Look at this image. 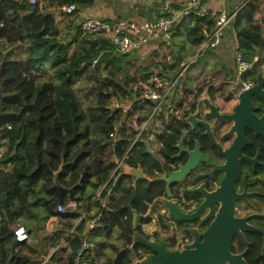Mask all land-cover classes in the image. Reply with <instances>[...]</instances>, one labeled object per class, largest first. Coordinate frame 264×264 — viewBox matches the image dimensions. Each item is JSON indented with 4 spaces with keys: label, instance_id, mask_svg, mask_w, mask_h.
<instances>
[{
    "label": "trees",
    "instance_id": "obj_1",
    "mask_svg": "<svg viewBox=\"0 0 264 264\" xmlns=\"http://www.w3.org/2000/svg\"><path fill=\"white\" fill-rule=\"evenodd\" d=\"M44 1L0 0V40L10 45L5 52L0 50V264H72L83 239L89 243L85 254L89 264H97L109 243L91 245L87 235H110L117 226L125 246L115 247V255L104 264H130V250L138 259L150 251L139 244L128 247L133 224L149 222L148 208L163 190L146 180L133 186L129 175L113 174L149 109L145 111L134 101L123 111L111 107L110 102L113 98L121 102L130 99L132 86L146 80L153 66L161 64L176 73L181 67L180 53L176 55L167 40L164 45L169 56L156 49L145 63L138 49L121 51L102 35L82 37L80 7L94 0H49L58 5L74 2L76 7L69 12L55 11ZM217 14L208 9L200 14L189 8L173 27L171 37L183 31L196 49ZM232 27L235 50L255 66L263 63L264 0H246L232 17ZM96 38L104 43L96 46ZM254 55L259 57L257 61H253ZM221 77L201 72L191 85L179 81L171 111L160 112L150 124L163 146L171 147L184 116ZM119 120L121 129L112 139L109 132ZM142 147L140 141L132 146L136 151L128 162L138 161L149 168L156 163L139 151ZM55 173L60 185L74 186L75 194L80 195L73 201L75 206L64 211L57 205L72 200L55 184ZM102 198H106L104 204ZM79 207L86 214L75 225L82 214ZM98 212L97 225L85 233V218ZM38 215L47 218L49 226L56 223L49 245L57 247L46 260L43 249L18 240L14 233L17 225L26 226V219ZM252 249L248 258L255 256Z\"/></svg>",
    "mask_w": 264,
    "mask_h": 264
},
{
    "label": "flooded vegetation",
    "instance_id": "obj_2",
    "mask_svg": "<svg viewBox=\"0 0 264 264\" xmlns=\"http://www.w3.org/2000/svg\"><path fill=\"white\" fill-rule=\"evenodd\" d=\"M255 67L258 69L256 75L258 72L264 75L263 63L258 66L252 64L249 71L252 73ZM213 74H220L222 77L198 97L194 109L184 116L171 147L163 146V141L157 139L155 133L151 139L149 134L143 137L140 135L133 143L135 145L140 141L143 147L139 151L156 164L149 168L142 167L138 161L129 164L128 157L132 151H136L131 149L132 145L120 158L117 168V176L129 175L133 185L134 176L125 173L124 168L139 166L143 177L136 184L146 180L163 190L162 195L155 197L149 206L148 212L154 215V228L147 234L151 237L165 235L167 246L172 249L181 248L193 240V234L188 229L202 232L209 225L222 203V199L213 193L221 186L225 176L227 179L232 177L231 187L235 194L233 215L244 218L250 226L264 231V136L243 125L237 139L239 122L226 118L233 113L239 101V93L256 84V75L248 87L239 89L233 60L230 65L217 68ZM261 89L264 93V81ZM205 97L215 106L216 112L212 110V113L217 114L214 116L206 114L210 109L204 107L202 99ZM194 113L197 122L192 124L186 117ZM243 115L253 126L255 120L264 123V95H252L248 111L244 109ZM169 130L170 128L167 131ZM233 144L240 146L235 147ZM139 147L140 145L136 146L137 149ZM174 155L176 156L172 158ZM189 159L190 165L185 172L177 176L171 174L172 171L183 168ZM163 197L175 202L183 212L193 216L186 220L168 216L160 202ZM203 202L204 209L197 212ZM240 231L245 238L238 231H233L231 251L238 253L246 249L243 258L247 264H264V233L255 229ZM250 248L255 251L252 258L247 256Z\"/></svg>",
    "mask_w": 264,
    "mask_h": 264
},
{
    "label": "built area",
    "instance_id": "obj_3",
    "mask_svg": "<svg viewBox=\"0 0 264 264\" xmlns=\"http://www.w3.org/2000/svg\"><path fill=\"white\" fill-rule=\"evenodd\" d=\"M34 2L36 0H30ZM236 7L232 12L228 13L225 10L219 11L216 17V21L210 31H204V38L199 44L196 52L189 59V63L184 64L180 71H177L175 75L168 78L170 73L161 64L152 67V71L149 73L148 77L144 81H140L132 86L131 98L128 100H122L118 98H113L110 102L111 107H122V109H127L136 101L138 104L147 111V118L140 124L138 131L134 135L130 145L132 146L135 140L143 133L147 126L152 123L154 119L160 112L166 109L171 110L175 99L177 98L175 94V89L179 84L181 75L187 66L194 60L203 47L205 46H215L221 41V34L225 26L229 23L230 19L234 16L236 10L245 2ZM45 4L48 7L54 8L59 11L69 12L75 9L76 4L74 2L64 3L58 5L56 1L46 0ZM189 8L197 9V12L204 14L207 11L205 0H188L185 9H179L168 15H159L152 19H118L116 21H111L105 19L101 16H92L83 18L80 22V28L82 30V35L86 38L102 35L108 38L109 42L115 45L121 51L136 50L143 46L150 39L152 35L157 33H167L170 26L178 21L180 16L187 12ZM258 56L254 55L253 61L258 60ZM252 64L250 61L245 59L240 53L236 51L235 54V79L239 81V89H243L249 86L251 81L257 72V67L254 68L252 73H249L247 77H243L246 72L251 69ZM258 66V65H257ZM180 69V68H179ZM121 103V104H120ZM157 119V118H156ZM122 126V120L115 121L113 129L109 132V136L112 139L118 135L119 130ZM149 134V132H147ZM2 149H0V154ZM120 164V159L116 162V167ZM73 204V201L70 202ZM57 209L64 211L67 209V205L59 203ZM100 219V213L98 212L93 217L87 219V224L90 228L97 225ZM152 220H154V215ZM150 232V231H149ZM15 237L18 240H27L29 234L24 225L19 224L14 229ZM89 243L83 239L80 245L75 250L72 257V264H89L86 258V249Z\"/></svg>",
    "mask_w": 264,
    "mask_h": 264
},
{
    "label": "water",
    "instance_id": "obj_4",
    "mask_svg": "<svg viewBox=\"0 0 264 264\" xmlns=\"http://www.w3.org/2000/svg\"><path fill=\"white\" fill-rule=\"evenodd\" d=\"M235 54L236 50L232 54L233 66H235ZM263 81L264 75L261 72H258L256 75V84L239 93V101L235 105L233 113L226 117L234 119L236 123L239 122L237 139L239 138L238 136L241 133L243 125H245L244 127H248L264 136V123L260 120H255V126H253L246 120V116L243 115L244 109H247L248 111L252 95L259 97L264 95L263 90L261 89ZM202 102L204 103V107L211 110L207 111L206 114L212 116L217 114L212 113V110L215 111V106L209 102L208 98H203ZM195 118L196 113L190 114L186 117V120L189 122L191 121V123L194 124L197 122ZM233 146L239 147L240 145L233 144ZM175 156L176 155L172 156V158ZM189 165L190 159L183 168L174 170L171 174L177 176L178 174L185 172L186 167ZM117 168L118 167L115 168L116 171ZM124 170L125 173L134 176L132 182L133 185L136 184L137 180L143 177V173L139 166L125 167ZM231 178L227 179V176H225L221 181V186L213 193L214 196H219L222 199V203L214 218L202 232H198L196 229H188L193 234V240L189 243H185L181 248H169L167 246V238L165 235L150 237L149 234L143 232L142 225L144 222L138 224L135 222L133 224L134 233L132 243L143 245L149 248L150 251L137 259L134 264H223L225 262L230 264H247L243 258L246 249L238 253H233L231 251L233 231H238L243 237L244 235L240 229H255L262 233H264V231L250 226L245 222L244 218H238L233 215L235 194L232 191ZM54 180L56 185H59L68 192L70 200L75 201L79 198L80 195L75 194L74 192V186L65 187L58 183L56 173ZM160 202L163 208L167 211V215L177 220H186L193 216V214L189 215L183 212L175 202H172L166 197L161 198ZM204 204L205 202L200 205L197 212L204 209ZM149 209L150 208H148V210ZM211 211L212 206L210 205V212ZM209 214L210 213H208V215ZM133 216L136 218V213H134ZM149 231L150 229L147 230L146 233H149Z\"/></svg>",
    "mask_w": 264,
    "mask_h": 264
},
{
    "label": "crops",
    "instance_id": "obj_5",
    "mask_svg": "<svg viewBox=\"0 0 264 264\" xmlns=\"http://www.w3.org/2000/svg\"><path fill=\"white\" fill-rule=\"evenodd\" d=\"M242 1L243 0H205V4L208 10H212L215 13H218L219 11L222 10H225L226 12L230 13L234 9H236V7H238L242 3ZM187 2L188 0H94L93 3H91L90 5L88 4L82 5L80 7V13H81V19L92 16H101L108 20L152 19L159 15H168L179 9L181 10L185 9ZM104 4H106V6ZM114 4H120L122 6V9H120L119 11L116 10L115 8H113ZM184 14L185 13L183 12V14L180 16L178 21L170 26L167 33H163V34L157 33L155 35H152L150 39L147 41V43H145L143 46H141L138 49V53L141 54L140 56L142 57L144 55L145 56L149 55L153 50L156 49H159V51L162 54L165 53L167 56H169L168 55L169 51L167 50V47L164 45V42L169 39L168 42L172 43V40H170V38L172 39L171 32L173 30V27L180 23ZM58 19L60 20V16L58 17ZM226 31H231L235 37L232 27V19H230L229 23L225 26V29H223L221 34L222 37L226 34ZM178 36H180V34H178ZM178 36H175V39ZM82 37L86 38L85 35H83ZM93 41L96 46H101L104 43L101 39H97V38ZM174 52L177 55L180 53V49H175ZM180 58L182 63L184 60L183 57H181V53H180ZM112 172L113 174L117 175V171L115 169H113ZM86 191L90 192L92 190L90 188H87ZM99 192L100 191L97 190L96 195H98ZM105 201L106 198H102L101 200L102 204H104ZM74 206L75 204L67 203L68 209ZM78 210H80L82 214L79 218L75 220V225L78 224L82 216L86 214V211H83L82 207H79ZM92 210L95 209L92 208ZM147 213L149 212L147 211ZM134 218L135 217L133 216V220ZM87 219L88 218L86 217L85 226H84L85 233H87L88 230L91 229L87 224ZM25 221L27 223L25 228L29 234V237L27 239L28 243L43 249V259L46 260L47 258L50 257V255L54 252V250L57 247V246L49 245L51 229L56 227V223L53 222L49 226L47 222V218H45L42 215H38V217L31 219L28 218ZM119 233H120V226H117L112 230L110 235H107L104 232L97 234H93L92 232L91 234L87 235L91 245H95L98 241H106L109 243V246L105 247L104 253L98 256L96 260L97 264H104L105 262H108L110 257L115 255V249H116L115 247L120 248L125 246L124 240L121 237H119L120 236ZM133 233L134 230L132 231V237H133ZM132 245L133 243L131 241V244H129L128 247L131 248ZM129 257L131 258L130 264H134L135 261L138 259V257H136L135 255L134 250H130Z\"/></svg>",
    "mask_w": 264,
    "mask_h": 264
},
{
    "label": "rangeland",
    "instance_id": "obj_6",
    "mask_svg": "<svg viewBox=\"0 0 264 264\" xmlns=\"http://www.w3.org/2000/svg\"><path fill=\"white\" fill-rule=\"evenodd\" d=\"M45 1H44V4H45ZM104 5L106 6V4ZM113 8L119 11L120 9H122V6L120 4H114ZM51 9L55 11H59L54 8H51ZM116 20H111V21H116ZM179 34L180 36L177 35L178 37H176V39H175V36L174 37L172 36V39L170 38V40H172L171 47L174 50L180 49L181 57H183V60H184L183 62L184 64H187L189 63L190 56H192L195 53L197 48L194 49L193 47L189 45L183 31H180ZM9 47L10 45L8 43H6L3 40H0V50L2 52H5L6 50H8ZM234 49H236V39L231 31H226V34L222 37L221 42L219 44L215 46L208 45V46L203 47L201 52L196 57H194V60L183 71L181 78H180L181 82L185 83L186 85L187 84L191 85L195 81V79L201 74V72L212 74L213 72L217 70V68H220L222 65H230L232 62V53ZM140 60L147 63L148 55L142 56ZM263 64H264V61H263ZM183 65L179 67L180 69L178 68L179 69L178 71H180L183 68ZM174 75H175L174 72L169 73L168 78H171ZM160 124L161 123L159 121V123L157 124V127L160 126ZM147 129H148L149 135L151 136L150 137L151 139L154 134V130L151 128L150 124L147 126ZM145 134H147V132L145 133L143 132L141 136ZM149 215H150L149 222H144L142 225V229L145 234H147L146 233L147 230L154 228L152 227L153 222H154V220H152L153 216L151 213H149Z\"/></svg>",
    "mask_w": 264,
    "mask_h": 264
}]
</instances>
